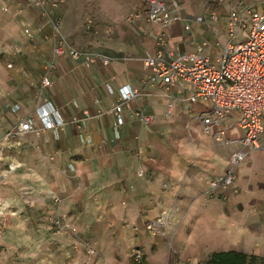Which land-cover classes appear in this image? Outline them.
<instances>
[{
	"label": "crops",
	"instance_id": "0c3cea01",
	"mask_svg": "<svg viewBox=\"0 0 264 264\" xmlns=\"http://www.w3.org/2000/svg\"><path fill=\"white\" fill-rule=\"evenodd\" d=\"M3 4L0 0V140L19 117L35 115L41 101L57 107L66 123L57 132L26 133L20 145L4 148L0 264H136L135 248L143 254L139 264H210L214 252L229 250L264 256V133L261 148L250 151L236 169L233 187L210 192L208 181L224 174L242 130L227 120L223 140L215 141L202 133L197 118L205 104L188 105L180 86L144 84L148 69L141 57L155 50V25L144 14L133 23L115 18L106 23L113 27L110 35L101 31L94 38L83 35L70 16L61 17L69 42L113 59L85 67L67 54L56 57L53 83L42 88L43 63L52 57L53 40L44 36L50 25L34 7L6 1L8 13H3ZM205 6L206 0L188 5L181 0L180 14L205 28L202 40L215 57L217 35L220 43L226 37L222 16L229 5L219 7L214 28L194 21ZM181 20L169 25V45L192 52L202 40L171 35ZM26 26L34 33L30 40L21 34ZM125 85L140 93L123 104L116 131L108 110ZM137 109L152 115L151 122L132 118ZM100 110L106 112L72 122L84 111ZM139 170L147 175L138 176ZM55 197L71 230L52 226ZM164 207L167 225L148 234L144 221Z\"/></svg>",
	"mask_w": 264,
	"mask_h": 264
},
{
	"label": "built area",
	"instance_id": "2783aa9c",
	"mask_svg": "<svg viewBox=\"0 0 264 264\" xmlns=\"http://www.w3.org/2000/svg\"><path fill=\"white\" fill-rule=\"evenodd\" d=\"M26 1L38 9L43 21L51 28L50 33L44 35L53 40V46L52 57L43 63L40 80L42 88L53 83L51 77L56 57L67 54L74 62L80 61L85 67H90L97 61L102 65H108L113 59L101 52L80 49L69 42L61 28L56 1ZM226 3L229 7L222 16L226 37L220 43L216 34L215 44L220 46V51L215 57L207 53V40L198 42L192 52L174 50L170 47L169 25L173 19L182 18L181 0H147L144 13L147 22L155 25L152 35L155 50L152 53L146 52L141 57L143 65L148 69L144 84L180 86L187 93L183 100L188 105L195 102L205 104L206 110L197 118L201 123L202 133L215 141L223 140L227 120H231L242 130V136L236 140L240 147L231 152L226 171L221 177L208 181L209 191L213 193L233 187L236 169L247 159L250 151L261 148L264 130V0H206L204 13L196 16L194 21L202 24L217 22L220 18L218 9ZM141 16L139 11L133 10L125 19L133 23ZM189 27L190 24L187 23L185 29ZM23 32L28 40L33 38L34 33L30 27H24ZM139 93L137 88L126 85L119 88V101L108 110L114 115L116 131L123 122V104ZM171 106L172 103L169 102L168 109ZM105 112L100 110L92 115L84 111L80 120L73 117L72 122L100 116ZM233 112H236L237 116L233 117ZM130 116L145 125L152 119V115L140 109L131 111ZM65 123L57 107L50 101H41L35 115L19 117L5 131L0 140V162L3 163L4 148L20 145L26 133L40 134L45 130L57 132ZM137 175L141 177L147 173L139 170ZM162 186H165V183ZM58 203L59 198L55 197L52 226L55 230H71L72 227L64 221V216L57 210ZM168 219V209L161 208L156 217L144 221L143 228L146 232L156 235L167 225ZM95 252L93 248H87V253ZM131 259L136 264L141 263L142 252L137 248L133 249Z\"/></svg>",
	"mask_w": 264,
	"mask_h": 264
},
{
	"label": "rangeland",
	"instance_id": "374dc122",
	"mask_svg": "<svg viewBox=\"0 0 264 264\" xmlns=\"http://www.w3.org/2000/svg\"><path fill=\"white\" fill-rule=\"evenodd\" d=\"M6 1L7 3L8 2L10 3V1H14L15 4L18 5V7H22V8L31 6L38 11V9L34 5L29 4L26 0H3L4 3L3 9H1L3 13H8L7 12L8 7L5 5ZM53 1H56L58 4L57 13L60 18L62 17L63 19L65 15L70 16L71 21H73L74 23L76 21L78 22L79 27H81L82 29L81 31H83V35H89L90 37L94 38V37H99L101 31L105 35H110L113 30V27L106 23H108L109 21H113L115 18L125 19L128 13L133 10L139 11L143 15L145 13L147 0H53ZM182 1L184 2V4L188 5L192 0H182ZM4 7H6V9ZM18 7L17 10H19ZM69 7H71L70 10H68ZM15 12L19 13L18 11ZM182 19L183 20L179 21V24H174L170 28L172 36H180L182 39H185L187 41L189 39H192L194 42H198L205 37L207 32L204 27L190 24L189 29H185V25L189 23V21L184 17H182ZM209 23L212 28L218 26V24L214 23L213 21H210ZM102 25L104 26L101 27ZM21 34L25 37L23 28H21ZM263 127H264V117H263Z\"/></svg>",
	"mask_w": 264,
	"mask_h": 264
},
{
	"label": "trees",
	"instance_id": "16d2710c",
	"mask_svg": "<svg viewBox=\"0 0 264 264\" xmlns=\"http://www.w3.org/2000/svg\"><path fill=\"white\" fill-rule=\"evenodd\" d=\"M210 264H264V256L248 255L234 250L214 252Z\"/></svg>",
	"mask_w": 264,
	"mask_h": 264
}]
</instances>
